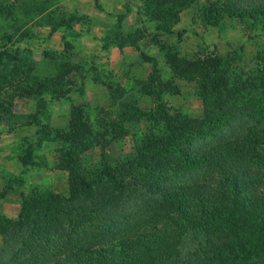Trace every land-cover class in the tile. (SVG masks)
I'll return each instance as SVG.
<instances>
[{
  "label": "trees",
  "instance_id": "1",
  "mask_svg": "<svg viewBox=\"0 0 264 264\" xmlns=\"http://www.w3.org/2000/svg\"><path fill=\"white\" fill-rule=\"evenodd\" d=\"M195 1L144 0L139 15L172 35ZM206 1L201 18L209 26L232 19L254 33L249 39L264 37V0ZM167 65L200 91L203 117L171 113L162 95L177 88L151 86L156 107L120 115L126 124L115 136L132 137L128 156L114 169L72 175L69 197L44 199L20 223L0 224V264H264V57L245 70L215 47L197 59L169 50ZM33 90L0 100V127L12 131L15 97ZM44 111L19 125L37 126ZM86 112L76 110L69 130L41 131V138L79 140L89 151L86 141L97 134Z\"/></svg>",
  "mask_w": 264,
  "mask_h": 264
},
{
  "label": "rangeland",
  "instance_id": "2",
  "mask_svg": "<svg viewBox=\"0 0 264 264\" xmlns=\"http://www.w3.org/2000/svg\"><path fill=\"white\" fill-rule=\"evenodd\" d=\"M143 6L144 0H0V9H10L7 15L0 13V100L19 88L34 87L15 97L12 131L0 127L2 226L20 223L44 199L69 197L72 175L86 178L97 167L114 169L126 158L133 140L115 136L126 124L120 115L156 107V98L148 93L151 86L177 88L179 94L162 95L171 113L203 117L200 91L174 76L167 65L169 50L197 59L215 47L223 56L235 55L245 70L264 57V37L249 39L254 33L236 20L225 19L217 26L203 22L206 0H196L180 13L172 35H161L159 23L139 15ZM38 83L48 87L40 90ZM60 89L64 93L53 97L52 91ZM38 110H45L38 127L19 125ZM76 110H86L83 117L96 122L92 126L99 140L86 141L92 146L89 151L81 150L79 140L41 138V131L69 130Z\"/></svg>",
  "mask_w": 264,
  "mask_h": 264
}]
</instances>
